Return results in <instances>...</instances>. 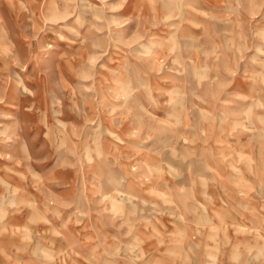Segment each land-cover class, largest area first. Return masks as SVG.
<instances>
[{"label": "rangeland", "instance_id": "rangeland-1", "mask_svg": "<svg viewBox=\"0 0 264 264\" xmlns=\"http://www.w3.org/2000/svg\"><path fill=\"white\" fill-rule=\"evenodd\" d=\"M0 264H264V0H0Z\"/></svg>", "mask_w": 264, "mask_h": 264}, {"label": "crops", "instance_id": "crops-1", "mask_svg": "<svg viewBox=\"0 0 264 264\" xmlns=\"http://www.w3.org/2000/svg\"><path fill=\"white\" fill-rule=\"evenodd\" d=\"M14 134H16V133H14ZM61 262H63V260H61ZM64 262H65V260H64ZM64 262H63V263H64ZM65 263H66V262H65Z\"/></svg>", "mask_w": 264, "mask_h": 264}]
</instances>
